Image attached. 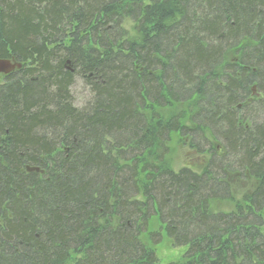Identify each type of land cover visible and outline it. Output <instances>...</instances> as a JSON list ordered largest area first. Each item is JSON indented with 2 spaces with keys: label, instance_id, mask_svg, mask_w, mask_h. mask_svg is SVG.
Masks as SVG:
<instances>
[{
  "label": "trees",
  "instance_id": "trees-1",
  "mask_svg": "<svg viewBox=\"0 0 264 264\" xmlns=\"http://www.w3.org/2000/svg\"><path fill=\"white\" fill-rule=\"evenodd\" d=\"M0 60V264H264V0H0Z\"/></svg>",
  "mask_w": 264,
  "mask_h": 264
},
{
  "label": "rangeland",
  "instance_id": "rangeland-1",
  "mask_svg": "<svg viewBox=\"0 0 264 264\" xmlns=\"http://www.w3.org/2000/svg\"><path fill=\"white\" fill-rule=\"evenodd\" d=\"M125 27L132 29V26L129 22L126 23ZM132 33L133 32H131V35ZM3 79L4 78L1 75L0 81ZM72 93L78 106L84 105L87 102L89 94L82 80L77 81ZM189 142V139H182L180 135H172L171 141L169 143L170 153L168 162L170 166L174 168V170H179L183 167H194L196 170H198V168L201 167L200 164H202V158L198 157L197 154L191 151ZM227 209H230V207ZM159 227L160 224L158 223L157 219H153L150 222L149 231H157ZM143 239L146 241V236H143ZM152 248H154V251L156 252L161 264L180 261L183 254L186 252L185 248H175L172 244V241L164 235L162 242L159 245L153 246Z\"/></svg>",
  "mask_w": 264,
  "mask_h": 264
},
{
  "label": "water",
  "instance_id": "water-1",
  "mask_svg": "<svg viewBox=\"0 0 264 264\" xmlns=\"http://www.w3.org/2000/svg\"><path fill=\"white\" fill-rule=\"evenodd\" d=\"M20 68V64L14 63L10 60H0V74L8 75Z\"/></svg>",
  "mask_w": 264,
  "mask_h": 264
}]
</instances>
